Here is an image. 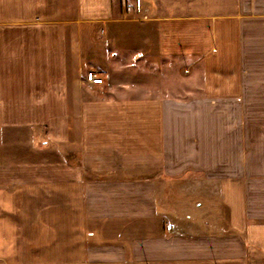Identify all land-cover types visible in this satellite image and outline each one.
Segmentation results:
<instances>
[{"label": "crops", "instance_id": "1", "mask_svg": "<svg viewBox=\"0 0 264 264\" xmlns=\"http://www.w3.org/2000/svg\"><path fill=\"white\" fill-rule=\"evenodd\" d=\"M214 4L0 0V264H264V0Z\"/></svg>", "mask_w": 264, "mask_h": 264}, {"label": "rangeland", "instance_id": "2", "mask_svg": "<svg viewBox=\"0 0 264 264\" xmlns=\"http://www.w3.org/2000/svg\"><path fill=\"white\" fill-rule=\"evenodd\" d=\"M161 3L170 5L171 8L175 13H184V14H192V13H207L212 12L214 10H217L218 6L214 4L217 0H160ZM146 63H144V66ZM145 70V67H143ZM155 75L160 76L161 78V84L158 85H148V84H141V85H131L127 86L128 90L135 89V92L133 91L132 94L138 93L142 95H152V94H170V95H179V96H186L190 95L188 94V91L186 90L189 86V83L184 81V76H180V73L176 76H173V80H171L170 85H167L164 81L163 71L156 65L154 68ZM171 71V70H170ZM87 72V71H86ZM146 72V70L144 71ZM172 75L174 73L172 72ZM145 76V74H144ZM145 78V77H144ZM187 80V79H186ZM190 87V86H189ZM99 91L95 93L94 96L99 97L100 96ZM69 109V106H68ZM71 126V116L68 115V127ZM177 184L178 181L172 182V184Z\"/></svg>", "mask_w": 264, "mask_h": 264}, {"label": "built area", "instance_id": "3", "mask_svg": "<svg viewBox=\"0 0 264 264\" xmlns=\"http://www.w3.org/2000/svg\"><path fill=\"white\" fill-rule=\"evenodd\" d=\"M84 80L92 84H101L102 78L95 75L92 71L85 72Z\"/></svg>", "mask_w": 264, "mask_h": 264}]
</instances>
